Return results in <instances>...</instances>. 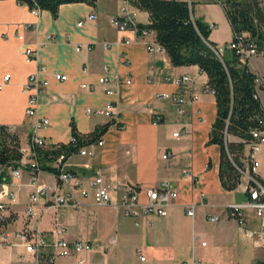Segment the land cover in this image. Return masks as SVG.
Wrapping results in <instances>:
<instances>
[{
	"label": "crops",
	"instance_id": "crops-1",
	"mask_svg": "<svg viewBox=\"0 0 264 264\" xmlns=\"http://www.w3.org/2000/svg\"><path fill=\"white\" fill-rule=\"evenodd\" d=\"M121 1L62 4L57 17H53L47 10L34 14L27 5L16 0H0V126H15L13 134L23 148L31 145L30 120L24 115L27 94L23 86L38 65L47 68L49 86L39 97L38 112L49 119L50 125L41 131L45 145L36 150L42 169L39 180L56 183L54 176L43 169L53 168L54 161L43 157L42 153L58 144L69 143L71 122L79 133L88 134L111 119L87 115L85 109L117 101L118 121L101 135L103 144L84 146L94 152L91 157L76 150L67 157L65 169L78 175L85 186L100 169L109 183L156 187L166 181L179 194L167 216L152 218L150 224L143 222L140 226L112 206H95L91 197L76 209L60 208L55 212L51 208L44 214L40 212L44 202L40 201L37 214L41 216L43 232L50 235L57 216L65 228L66 239L109 246L107 251L100 249L59 258L54 264H77L80 258L84 259V264H143L145 261L147 264H182L194 254V238L195 242L199 239L206 242L199 247L202 254L207 255L204 248L209 242V252L229 255L230 264H253L255 259L264 261V247L255 241L259 219L252 211H247L245 225L238 226L228 217V203L247 201V182L242 176L234 190H226L221 185L220 149L208 143L216 103L212 92L203 91L207 86L206 74L196 65H172L166 51L149 52L146 42L155 39L154 33L134 40L130 29L115 28L110 18L118 14ZM181 1L189 3L194 18L208 27L214 25L209 27V41L216 46L231 42L233 32L218 0ZM90 14H95L96 18L87 20ZM80 20L84 23L77 26ZM136 20L147 25L149 14L136 8ZM124 39L130 43L125 44ZM104 43L110 47L104 49ZM27 48L35 50V60H26ZM247 65L251 72L264 78V53L250 57ZM54 73L66 74L68 79L55 81ZM6 74L9 79L4 81ZM185 74L190 76L191 82L180 87L185 100L183 105L159 98L162 93H178L179 88L172 80ZM102 75L110 79L108 87L114 88L116 79L117 94L107 95L104 86L94 91L80 88L82 83H96ZM127 80L130 84L125 83ZM258 96L264 108V83L260 85ZM156 117L160 121L153 124ZM177 131L183 132L179 138L173 136ZM165 152L171 155L163 158ZM259 155L257 173L264 178V152L261 159ZM183 170L191 171L194 178L184 177ZM28 181L27 170L22 171L20 179L7 178L10 189L17 191L8 229L19 230L26 222L25 210L31 193L26 185ZM191 203L196 205L193 218L185 213L186 205ZM210 216H218L219 221L210 222ZM34 223V219L30 221L31 225ZM23 254L22 247L3 248L0 260L16 262ZM24 257L25 264H32L29 255Z\"/></svg>",
	"mask_w": 264,
	"mask_h": 264
},
{
	"label": "built area",
	"instance_id": "built-area-1",
	"mask_svg": "<svg viewBox=\"0 0 264 264\" xmlns=\"http://www.w3.org/2000/svg\"><path fill=\"white\" fill-rule=\"evenodd\" d=\"M264 1V0H262ZM135 0H122L117 15L110 18L111 24L120 31L130 29L134 33V40L140 38H148L152 32L144 27L139 26L136 20ZM218 2L222 5L221 0ZM223 7V6H222ZM34 14L40 11L38 8L31 9ZM95 14L87 16V20H94ZM83 20L77 23V26H82ZM211 24L209 27L212 28ZM23 39V37H20ZM125 44H129L128 39H124ZM104 49L110 47V44L104 43ZM225 48H232L240 57L241 62H247L252 56L257 55L255 45L253 42L244 40L243 36L236 37V40H231L226 45H218L214 49L218 56L224 52ZM146 49L149 52H160L164 49L154 40L146 42ZM80 50V46L76 48ZM26 60H35L36 52L34 49L27 48L24 51ZM122 59H126L123 55ZM84 70H87L86 68ZM47 68L44 65H38L36 70L26 80L23 91L27 94L26 108L24 115L30 120L31 127V145L23 148L20 147L22 154L18 162L0 165V249L22 247L24 254L20 255L16 262L4 263L0 260V264H25L24 255H29L32 259V264H54L57 259L68 256H80L84 252L103 250L107 251L109 246L101 243H90L82 240L70 241L64 237L65 228L55 216L54 229L50 235L43 232L40 228L41 216L37 214V204L43 201V209L40 211L44 214L49 209H54L57 212L60 208L76 209L83 205L84 200L91 197L95 206H112L117 212L123 216L134 219L135 225L140 226L143 222L151 223V219L155 217L167 216L169 209L174 205L178 198V191L169 182H162L156 187H143L134 184L126 183H109L106 182L102 176L101 170H97L96 175L89 181L88 186H85L83 180L74 172L65 169V161L63 156L59 155L54 159L53 168L55 172H50L56 179L54 184H46L39 180V173L42 171L37 148L45 145V139L41 135V131L50 125L48 118L41 116L38 112L39 97L47 90L49 80L47 78ZM9 79V74L4 76V81ZM53 79L58 82H64L68 76L63 73H54ZM169 80V78H168ZM179 88L178 93H162L159 94L160 99L171 100L179 105L184 104L182 97V85L191 82L189 75L185 74L181 77L172 80ZM114 88L108 87L110 79L102 75L97 78L96 83H82L80 88L85 91H94L98 86H104L107 95L117 94V81ZM130 84V80L125 82ZM264 83L261 76L255 78L257 87ZM204 92H212V90L205 86ZM259 92V91H258ZM213 93V92H212ZM197 96H193L196 99ZM182 110V107L180 108ZM87 115H103L111 119L113 124L117 123L120 113L119 103L117 101H107L103 106L97 108H86ZM160 118L156 117L153 124L159 123ZM9 133H14L16 127H6ZM181 132H174L173 136L179 138ZM251 136L253 138L250 144L247 163L241 171L242 176L246 178L245 191L248 193V199L245 202H231L226 205L228 217L234 220L238 226H244L246 220V212L252 211L254 216L260 221V228L255 233L257 245L264 247V178L258 176L257 170L259 167L258 155L261 146L264 145V130H252ZM103 141L100 139L97 145H102ZM79 154L84 156H93L94 152L89 148L79 149ZM171 154L165 152L162 157L167 158ZM29 172V181L26 184L31 188L29 201L26 206L25 215L26 222L19 230L8 229L12 211L11 206L17 200V191L11 190L7 178L20 179L22 171ZM183 176L193 179L194 175L189 170H183ZM203 195V194H201ZM196 205L194 203L186 205L185 213L189 217H194ZM35 223L30 224L33 220ZM210 222L219 221L218 216H210ZM197 239L194 238L193 243ZM204 246L205 243L201 242ZM77 264H84V259L80 258ZM182 264H208L202 261L193 254L190 259L184 261Z\"/></svg>",
	"mask_w": 264,
	"mask_h": 264
},
{
	"label": "trees",
	"instance_id": "trees-1",
	"mask_svg": "<svg viewBox=\"0 0 264 264\" xmlns=\"http://www.w3.org/2000/svg\"><path fill=\"white\" fill-rule=\"evenodd\" d=\"M30 9L47 10L57 17L60 5L84 2L94 5L97 0H16ZM225 16L233 32L232 40L243 36L253 42L257 53H264V1L221 0ZM137 9L149 14V23L139 26L149 29L155 41L166 51L174 66L196 65L207 76V86L215 96L216 117L209 133V144L220 149L219 179L226 190H234L240 183L244 169L245 152L253 141L252 130H264V108L255 84V75L247 62H241L235 49L225 48L221 56L209 41L210 29L202 20L192 16L191 6L181 0H135ZM264 79V78H263ZM113 124L95 128L81 134L71 122V139L68 144H58L45 150L48 160L68 156L84 146L94 145ZM233 137V140L230 138ZM18 137L0 126V165L21 159ZM55 172L54 168L43 167ZM253 264H264L255 259Z\"/></svg>",
	"mask_w": 264,
	"mask_h": 264
},
{
	"label": "rangeland",
	"instance_id": "rangeland-1",
	"mask_svg": "<svg viewBox=\"0 0 264 264\" xmlns=\"http://www.w3.org/2000/svg\"><path fill=\"white\" fill-rule=\"evenodd\" d=\"M231 140H233V137H231ZM261 149H262V152L259 155V159H261L263 156L264 145L261 146ZM201 242H204L206 244L205 241H201V239H199L198 242H195L192 246L193 251H194V255L196 256V258H199L202 261L207 262L208 264H230V256L229 255H227L225 253H217V252L211 253V252H209V249L211 247L209 242H208V247L204 248V251L207 252V255L202 254L200 251V248H199L201 246ZM137 260H139V259H137ZM142 263L147 264L148 262L145 261Z\"/></svg>",
	"mask_w": 264,
	"mask_h": 264
}]
</instances>
